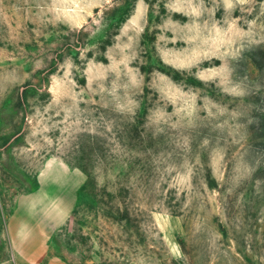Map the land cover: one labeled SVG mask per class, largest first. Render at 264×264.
<instances>
[{"label": "rangeland", "instance_id": "rangeland-1", "mask_svg": "<svg viewBox=\"0 0 264 264\" xmlns=\"http://www.w3.org/2000/svg\"><path fill=\"white\" fill-rule=\"evenodd\" d=\"M0 264H264V0H0Z\"/></svg>", "mask_w": 264, "mask_h": 264}]
</instances>
